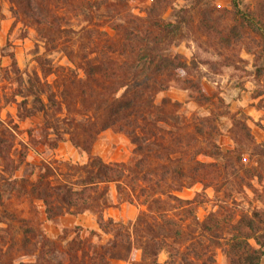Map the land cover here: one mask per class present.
<instances>
[{
    "label": "trees",
    "instance_id": "obj_1",
    "mask_svg": "<svg viewBox=\"0 0 264 264\" xmlns=\"http://www.w3.org/2000/svg\"><path fill=\"white\" fill-rule=\"evenodd\" d=\"M10 1L18 18L37 26L48 50L62 45L75 65L49 69L65 71L58 93L37 80L38 91L46 93L48 102V108L43 107L45 128L53 134L47 144L55 147L67 138L89 153L98 135L111 129L130 140L133 152L130 163H108L92 155L83 164H65L63 172L42 163L36 179L28 183L26 193L42 201L46 219L92 212L98 229L111 235L106 243L92 251L80 238L62 244L63 240L50 238L39 222L6 208L0 211V223L5 224L0 228V264H109L110 258L127 259L134 250L141 253L134 264H216L217 248L227 264H260L264 211L241 212L235 219L213 211L199 220L195 209L204 201L202 195L184 199L176 194L195 183L218 191L223 180L239 178L241 158H227L235 150L222 152L210 140L217 117L187 118L177 100L156 102L155 97L174 82L190 90L197 103H212L197 75L199 65L238 68L236 61L242 60L235 52L245 45L254 56L264 110V0H258L254 9L244 8L242 0H231L228 9L210 0H182L181 5L177 0H150L142 15L132 11L131 3L144 0ZM168 9L169 16H164ZM103 25L113 34L102 30ZM193 27L207 38L217 61L195 56L188 61L176 50L185 31ZM250 34L251 42L246 40ZM74 44L77 49L71 48ZM37 62L43 70L48 61L37 56ZM238 123L244 138L252 142L246 124ZM4 135L0 158L8 171L13 162ZM209 147L224 163L198 159L208 155ZM227 167L230 175H222L221 169ZM111 185L121 201L145 206L131 227L102 217V211L112 206ZM15 250L29 251L26 254L34 255V260L14 263ZM162 250L167 252L164 262L158 260Z\"/></svg>",
    "mask_w": 264,
    "mask_h": 264
},
{
    "label": "rangeland",
    "instance_id": "obj_2",
    "mask_svg": "<svg viewBox=\"0 0 264 264\" xmlns=\"http://www.w3.org/2000/svg\"><path fill=\"white\" fill-rule=\"evenodd\" d=\"M210 1L218 8L228 9L231 0ZM182 3V0L176 1V5ZM149 5L150 0L132 2L131 9L142 15ZM257 5L258 0H242V6L246 9H254ZM13 8L10 0H0V136L5 133L4 136L8 137L9 156L13 162L7 171L0 158V211L7 208L21 217L32 218L41 224L50 238L63 240L62 244L73 238H80L84 240L86 250L92 251L94 246L98 249L111 235L98 229L96 214L87 211L76 215L66 214L55 221L48 220L44 215L42 201L27 195L28 183L36 179L42 163L49 162L61 172L65 171V164H83L92 155H97L108 163H130L133 144L124 134L111 129L98 135L89 153L75 147L67 138L59 141L55 147L47 144L53 134L45 128L43 107L48 108V102L46 93L38 91L40 85L37 80L48 83V89L58 93L65 71L58 69L57 72L50 73L49 69L75 65L65 55L62 45L55 50H48L37 26L27 19L18 18ZM170 11L168 9L164 16H169ZM73 26L78 28L76 23ZM101 29L113 34L107 25H103ZM185 32L176 50L188 61L193 56L197 59L218 60V55L201 32L195 27ZM253 36L250 34L246 40L251 42ZM74 45L71 48L77 49L76 44ZM243 46L235 52L242 60L236 61L238 68L199 65L197 75L206 93L212 97V103H197L190 90L174 82L155 97L156 102L162 98L177 100L182 114L187 118L211 114L217 117L210 140L222 152L235 150L227 155L230 161L241 158L242 168L237 172L239 178L223 180L218 191L213 186L195 183L176 193L184 199H191L196 193L202 195L204 201L195 209L199 220L213 211L226 217L233 215L234 219L241 212L264 211V110L260 106L263 95L258 94L262 84L254 74V56L247 53ZM37 56L48 61L43 63V70L37 62ZM89 57L93 58L94 54L91 53ZM238 121L246 124V132L250 134L252 142L244 138V131ZM207 152L208 155L198 156V159L224 163L222 159L213 156L210 147ZM229 171L231 170L227 167L221 169L220 173L229 176ZM14 178L17 180H12ZM247 184H250L249 187ZM110 194L112 206L102 211L103 219L111 218L131 227L137 215L145 210V206L136 201H121L114 185H111ZM4 226L5 224L0 223V228ZM251 243L254 244L252 240ZM27 252L29 251H13V262L34 260V255L26 254ZM215 252L216 264H227L221 249L217 248ZM140 255V250H134L127 259L110 258L109 264H134L140 260ZM158 260H167L165 250L160 251ZM260 264H264V257Z\"/></svg>",
    "mask_w": 264,
    "mask_h": 264
}]
</instances>
